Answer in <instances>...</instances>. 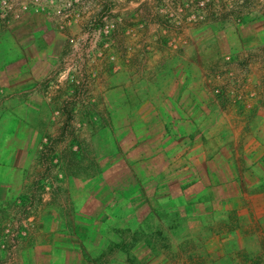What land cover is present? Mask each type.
Masks as SVG:
<instances>
[{"label": "crops", "instance_id": "crops-1", "mask_svg": "<svg viewBox=\"0 0 264 264\" xmlns=\"http://www.w3.org/2000/svg\"><path fill=\"white\" fill-rule=\"evenodd\" d=\"M155 5V0H129L116 7V30L107 46L111 50L98 60L101 76L105 77V59L116 55L113 80L120 84L113 93L118 99L112 105L106 129L121 142L113 144L115 151L106 159L122 164L136 177L143 170L148 173L146 177L163 176L165 181L160 184L168 195L175 191L185 194L188 190L195 193L202 186H209L210 194L217 198L219 181L225 184L227 179L223 173L234 171L229 164L251 160L249 155L240 158L232 150L238 142L245 145L249 139L246 131L251 119L258 120L264 135V14L246 15L248 18L240 24L222 22L206 14L197 23L182 19L170 22L157 12ZM74 33L76 28L64 34L48 27L45 18L32 13L18 22L0 25V210L24 204L25 210H45L49 205L55 211L56 195L63 192L71 195L66 198L68 202L74 200L73 189L55 187L52 178L56 172L44 168L34 182L31 198L22 201L29 147L40 137L36 133L46 130L45 123L34 121L32 116L44 112L41 87L44 83L52 85L60 65L71 56L68 41ZM89 50L87 46L81 48V63L86 71L90 66ZM45 140L50 142L48 146L56 145L50 138ZM42 152L38 156L44 167ZM119 172L123 171H115L113 176ZM68 174L71 178L82 176L76 172ZM234 176L235 173L231 184L236 188L239 184ZM40 181L50 182L49 186L43 187ZM143 190L149 192L146 187ZM138 194L135 191L134 195ZM87 196L95 200L90 189ZM263 196L261 193L253 197V202L257 204ZM238 198L240 192L236 191L229 202ZM136 199L133 198L132 207L138 209ZM172 202L177 206L175 199ZM22 219L15 223L20 231L26 227ZM55 223L57 227L54 222L48 224L41 219L34 236L47 243L46 247L56 241L65 248L68 238L60 236L64 225L61 221ZM49 234L51 237H47ZM37 250L29 262L20 252L17 264L58 263L53 255H41ZM62 251V257L68 258L70 251ZM79 253L86 262L84 247ZM7 262L5 259L0 264Z\"/></svg>", "mask_w": 264, "mask_h": 264}, {"label": "rangeland", "instance_id": "rangeland-1", "mask_svg": "<svg viewBox=\"0 0 264 264\" xmlns=\"http://www.w3.org/2000/svg\"><path fill=\"white\" fill-rule=\"evenodd\" d=\"M128 1L0 0V12L3 6L6 7L5 15L0 16V25L18 22L32 13L45 18L48 27L64 34L76 28L68 41L71 56L60 65L52 85L44 83L41 87L44 112L32 119L43 121L46 130L36 133L40 137L29 147L23 185L26 194L22 196L24 203L32 196L34 182L44 170L38 155L49 148L50 142L45 139L50 138L56 142L53 153L48 156L50 169L56 172L52 183L55 187H71L74 200L68 202L66 198L71 195L63 192L56 195L55 211L49 205L45 210L44 207L25 210L24 204L0 210V261L7 259L6 264H17L18 254L24 252L29 262L30 256L39 248L41 255L47 252L49 257L53 255L57 264L65 261L69 264H87V261L96 264H254L253 259L264 264V196L257 204L253 202V197L264 193V135L258 128V120L251 119L245 145L238 142L232 147L240 158L249 155L251 160L229 164L235 172L223 173L227 179L225 184L219 181L217 198L210 194L209 186H202L195 193L188 190L185 194L175 191L168 195L160 184L165 181L163 176L146 177L148 173L143 170L136 177L122 164L106 159L115 151L113 144L121 142L106 129L112 105L118 99L113 93L120 84L113 80L112 65L116 55H108L105 59L108 62L105 77L101 76L98 60L111 50V46H107L115 31L105 40V45L92 47L87 61L89 71L84 69V73L81 48L89 25L103 18L115 19V8ZM155 1L159 13L165 7V0ZM244 1L239 5L238 0H213L204 13L233 24H240L248 18L246 15L264 14V0ZM88 46L93 45L88 41ZM82 74L87 80L84 87ZM72 78L80 80L81 84L74 83ZM237 165L242 168L235 170ZM121 170L123 172L117 177L113 176V172ZM70 172L82 176L71 178ZM159 173L162 175V170ZM234 173L233 179L239 184L236 188L231 184ZM49 183L40 181L43 187ZM88 189L95 193L94 201L88 198ZM135 191L139 194L134 195ZM236 191L240 192V198L229 202L230 195ZM133 198L140 204L138 209L132 207ZM24 216L26 220L22 219ZM18 219L26 223L21 231L15 228ZM41 219L48 224L54 222L56 227L55 222L60 224L61 221L64 230L60 236L68 238L65 248H60L56 241L53 245L49 242L46 247L47 243L43 244L39 236V240L34 236ZM47 237H51L50 234ZM82 247L86 262L80 258ZM62 250L70 251L68 258L62 257Z\"/></svg>", "mask_w": 264, "mask_h": 264}, {"label": "built area", "instance_id": "built-area-1", "mask_svg": "<svg viewBox=\"0 0 264 264\" xmlns=\"http://www.w3.org/2000/svg\"><path fill=\"white\" fill-rule=\"evenodd\" d=\"M213 0H165V7L161 8L159 12L167 19L168 21L178 22L180 19L186 21L187 23H197L205 17L204 10L212 3ZM245 1L238 0L239 5H242ZM6 13V7L3 6L0 12V16H4ZM116 30V21L107 20L103 18L101 21H93L88 29L87 36L84 46H87L92 53V47L103 46L105 45V40ZM91 38V40H90ZM91 42L93 46H88ZM74 83L81 84L78 79H71ZM83 83V80H82Z\"/></svg>", "mask_w": 264, "mask_h": 264}, {"label": "trees", "instance_id": "trees-1", "mask_svg": "<svg viewBox=\"0 0 264 264\" xmlns=\"http://www.w3.org/2000/svg\"><path fill=\"white\" fill-rule=\"evenodd\" d=\"M82 70H83V73H84L85 72L84 68ZM80 72H81V70H80ZM80 78L83 79L82 87H84V85H85L86 82H85V77H83V74L81 75ZM53 148H54V146L53 145H50L48 149L46 148L44 150V152H42V159H41V161H42V163L44 165L45 170H50V162H49L48 156L53 153V150H54ZM193 258L194 257H192V262H194V259ZM245 259L246 260L248 259L250 261V259H249L248 256H245ZM253 262H254V264L255 263L256 264H259L256 259H253Z\"/></svg>", "mask_w": 264, "mask_h": 264}]
</instances>
